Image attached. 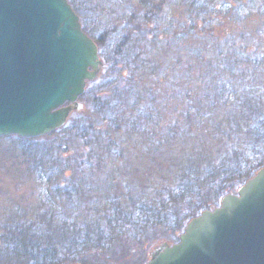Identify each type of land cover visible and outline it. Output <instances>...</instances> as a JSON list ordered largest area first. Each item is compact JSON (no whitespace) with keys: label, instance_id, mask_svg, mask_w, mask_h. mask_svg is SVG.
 Returning <instances> with one entry per match:
<instances>
[{"label":"rangeland","instance_id":"rangeland-1","mask_svg":"<svg viewBox=\"0 0 264 264\" xmlns=\"http://www.w3.org/2000/svg\"><path fill=\"white\" fill-rule=\"evenodd\" d=\"M140 1L69 0L83 30L97 44L100 72L79 98L82 107L73 110L62 127L33 140L0 136V244L17 225V215L42 216L49 205L69 212L72 203L66 202L63 192L65 184L77 180L87 195L108 194L115 197L114 207L130 213L132 222L126 231L140 232L134 241L143 245L129 240L127 246L132 243L133 250H116L111 255L122 263L141 264L155 246L168 242L148 239L152 233L161 234L160 227L152 231L146 226L153 216L150 207L165 217L170 214L167 208L178 202L180 212H172L177 220L198 197L209 208L219 201V192H231L240 185L239 176L257 164L253 157L264 156V145L246 146L245 141L252 140L248 128L240 136L245 141H239V129L246 127L243 122L264 126V0H246L244 11L250 14L242 12L240 20L234 15L223 18L232 0H211L204 14H199L197 6L205 2L151 0L158 3L151 23L143 20ZM174 28L189 31V36L178 39L186 43L184 47L173 42ZM227 32L233 33L236 43L251 47L253 59H258L246 81L253 78L257 86L253 85L250 105L231 106L236 98L208 112L210 77L200 74L205 63L199 53L207 46L208 57H215L223 40L234 42ZM240 32L246 34L243 39ZM143 96L148 107L139 115L132 108ZM89 120L94 129L84 140L79 133ZM108 139L114 143L110 153H106ZM100 200L110 206L106 198ZM144 202L154 204L141 211ZM89 215L92 221L86 225L97 218ZM79 219L84 217L77 218L80 223ZM12 257L0 248V264H12Z\"/></svg>","mask_w":264,"mask_h":264},{"label":"water","instance_id":"water-1","mask_svg":"<svg viewBox=\"0 0 264 264\" xmlns=\"http://www.w3.org/2000/svg\"><path fill=\"white\" fill-rule=\"evenodd\" d=\"M101 64L68 0H0V136L62 127ZM144 264H264V166Z\"/></svg>","mask_w":264,"mask_h":264},{"label":"trees","instance_id":"trees-1","mask_svg":"<svg viewBox=\"0 0 264 264\" xmlns=\"http://www.w3.org/2000/svg\"><path fill=\"white\" fill-rule=\"evenodd\" d=\"M162 1L163 0H159V3ZM245 1L246 0L229 1L228 5H226V9L223 10L226 15L223 18L226 19L227 17L234 15L240 20L242 19L241 15H243L242 12L247 13L244 14V16L250 14V11H244L245 9L243 3ZM192 2L197 5L205 2L200 6V8L197 6L199 14H204L209 11L207 4L209 5L211 0H192ZM157 4L158 3L153 4L151 0L140 1L141 8L144 7V9H142L144 13L143 20L146 21V23L152 22V15L157 16V12L152 11L153 8H158ZM147 13H150V17L147 16ZM227 24L229 25L230 23ZM172 31L171 38H173V42H181L182 47H184L186 43L179 41L178 39H182L184 36H189V31L179 28H174ZM226 34H228L229 39L234 42L231 43L230 41L223 40L221 42V47L219 46L220 48L218 47V50L216 48L217 52L215 53V57H208L209 51L207 50V46L199 53L202 54L203 61L205 63V66L201 69L200 74L205 76L209 75L208 77H210V86L207 90L209 97L208 104L206 106V108L208 107L209 109L208 112L215 110L216 107L226 105V102L228 101L229 104H231L234 100H236V98H239V100L235 101L231 106L238 104V102L250 105L249 102L254 92L252 91L253 85L257 86L256 83L253 82V78L246 83L247 76L251 73L249 72L251 67H253L258 60L256 57L253 59V56H255L254 52L252 54L251 47L244 46L241 43H236L233 33L231 34L227 32ZM239 34L242 39L244 38V35L246 36V34L242 32ZM181 45L178 47H181ZM125 52V54H127L126 50ZM140 54H142V52ZM143 63L146 64L148 61L145 60ZM217 69L219 70L217 71ZM197 75H199V73ZM227 75L229 77H226ZM236 81H239V83L236 84ZM259 87L262 86L258 85V88ZM144 97L146 96L140 97L134 105L137 107L132 108V111L137 112L136 114L143 115L147 111L148 101H146V98L143 99ZM217 102H219V104H217ZM155 108H153V110H155ZM199 116L203 118L202 114H199ZM201 117H198L197 121H199ZM242 125L246 127H244V130L239 129V141H245L244 139L242 140L241 133H247L246 129L248 128L251 134L249 135V133H247V136H252V140H246V146L257 144L255 146L262 147L264 145V126L260 124L249 126L246 122H243ZM239 127H241L240 117ZM93 129V122L89 120L80 130L79 136H81L84 140H87L89 133L92 132ZM108 134L109 132L106 131L105 135ZM25 139L33 140L34 138ZM112 144H114L112 139H108V149L113 146ZM90 151L92 150L90 149ZM110 152L111 148L106 153ZM90 157L91 156H89V158ZM261 157L256 159L255 156L251 159L257 164L253 166L250 171L245 170L244 174L239 176V184L245 182L258 168L264 166V156ZM76 168L78 170V167ZM65 187L66 189L63 193L68 196L66 202L68 204L72 203L69 207V212L64 213L60 211L61 208L49 205L47 210L44 211L43 209L42 216H30V213L27 218L24 216L22 217V215L21 218L20 216L18 217V215L16 216L15 219H17V225H15L14 229L10 231L11 233L8 237H3L4 239H2V243L0 244V248L10 252L11 256H13L12 264H130L128 262H119V260L116 259L117 255H111V252H116V250H133L134 246H130L132 243L129 247L127 246L129 244V240H131L133 244H139V246L143 245V241H134L136 239L134 238L135 234H140V232L132 231L130 228H128L129 232L126 231L127 227H129L128 225L132 222L130 221L131 217H129L130 213H126L124 209L120 211L116 205L114 207L112 204H114L113 200L115 197L113 198L108 194H105L106 197L101 198L97 195L98 193L87 195L84 191H82L81 185L78 184L77 180L69 181V184H65ZM146 189L149 190L151 187H147ZM225 192V190L219 192L218 197L222 196ZM84 197H86V200H84ZM145 197L146 196L144 195L143 199H145ZM72 198L73 202L71 200ZM103 198L108 200V204H110L111 207L107 204H101L102 201L100 199ZM198 198L199 200L196 204H193V201L190 202L192 207L187 210V213L185 212L182 219L178 218V220L172 214L174 209L175 212H180V209L177 207L180 205L178 202L173 207L167 208L170 214L165 217L162 215L160 216L159 213H157L158 211L155 212L156 207H152V209L150 207L153 216H151L148 222L149 224L147 223L146 226H149L148 229L151 228L152 231L153 229L156 230L157 227H160L161 234H156V232L152 233L148 239L177 242L178 234L182 231L186 222L191 217L197 215L201 210L208 208V204H205L203 201L204 198ZM153 204L151 203L150 205H146L144 202L143 209L140 208V210L143 211L145 208L152 206ZM95 206L100 207V209L97 207L95 208ZM194 209L195 214L192 213ZM37 210L41 211L40 208H37ZM123 210L124 213H122ZM111 213L113 214L110 217L108 214ZM89 214L97 215V218L94 223L92 222L89 223V225H86L85 223L92 221ZM179 215L180 214H177L176 216ZM79 216L84 217V220L79 219L80 223L77 220ZM12 219L13 216L8 217V220H5L4 224H7V222ZM54 230L55 233L53 234ZM157 230H159V228ZM57 233H59L58 236H56ZM124 236L127 241H125Z\"/></svg>","mask_w":264,"mask_h":264},{"label":"flooded vegetation","instance_id":"flooded-vegetation-1","mask_svg":"<svg viewBox=\"0 0 264 264\" xmlns=\"http://www.w3.org/2000/svg\"><path fill=\"white\" fill-rule=\"evenodd\" d=\"M98 51H99V49H98Z\"/></svg>","mask_w":264,"mask_h":264}]
</instances>
